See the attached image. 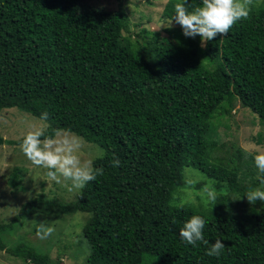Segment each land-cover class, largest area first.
Segmentation results:
<instances>
[{"label":"trees","instance_id":"trees-1","mask_svg":"<svg viewBox=\"0 0 264 264\" xmlns=\"http://www.w3.org/2000/svg\"><path fill=\"white\" fill-rule=\"evenodd\" d=\"M87 1L0 0V112L16 108L39 120L47 113L46 134L72 133L103 150L93 160L103 174L74 201L41 193L8 222L0 220V251L30 264H62L29 240L9 245L6 235L37 214H85L87 264H264V202L240 214L230 200L259 185L252 157L244 160L233 144L225 158L214 157L217 126L234 101L264 127V8L201 42L183 36L180 26L164 27L161 37L143 26V11L135 9L133 22L122 0H114L117 10ZM178 2L167 0L163 20L170 22ZM197 6L199 0L186 5ZM22 139L0 135V146ZM188 166L212 180L214 206L172 202L187 187ZM22 170L9 174L14 192ZM192 215L206 220L205 240H223L219 256H207L202 241L180 242L178 231Z\"/></svg>","mask_w":264,"mask_h":264},{"label":"rangeland","instance_id":"rangeland-1","mask_svg":"<svg viewBox=\"0 0 264 264\" xmlns=\"http://www.w3.org/2000/svg\"><path fill=\"white\" fill-rule=\"evenodd\" d=\"M167 0H122V4H127L132 21L138 22V14L135 11H143L146 18L143 26L154 31H161L168 25V22L161 18V14ZM88 7L97 6L110 10H117L118 3L114 0H92L87 1ZM250 10L264 8V0H250ZM155 17V19H154ZM150 18V20H148ZM179 27L174 21L169 25ZM161 37L167 34L160 32ZM234 106L230 116L221 119L218 124L216 141L219 150L214 153V157H226V150L233 144L241 150L244 160L250 159L259 150L264 151V127L258 119L249 112L248 109L240 107L238 101L233 102ZM41 125V120L28 116L16 108L4 109L0 112V135L11 141L21 140L24 135L35 127ZM61 136H76L68 132H60ZM81 149L77 153L82 161L94 160L102 156L103 150L96 144L87 143L78 137ZM260 139V141H259ZM14 167L24 170L20 189L13 191L7 185L9 174ZM244 166L242 167V169ZM254 168V167H253ZM255 169V168H254ZM256 170V169H255ZM243 171L247 172L248 169ZM186 186L204 183L202 189L195 187H185L178 189L173 195V203L176 205L190 204L197 208H206L209 204L202 203L204 199V188L212 180L206 177L192 166H188L183 171ZM248 183V180L246 181ZM71 181L63 177L53 180L47 176V169L32 164L22 153L19 145L0 146V220L8 222L15 216L21 205L39 194H44L47 198L56 199L65 203L76 199L81 189H70ZM217 191L215 190V193ZM240 193H232L230 196L231 207L236 208L240 214H247L252 206H260L263 202L257 200L254 204H249L246 198H241ZM86 219L85 214H76L63 219L48 218L40 214L20 220L13 231L6 235L9 245L18 242H32L37 250L47 252L54 259L59 257L62 264H87L86 258L89 249L82 236V227ZM43 224L46 230H50L45 235L39 232V226ZM43 237V238H42ZM29 240V241H28ZM69 244V250L61 249L64 244ZM30 244V243H29ZM70 251V252H69ZM0 264H30L20 258L13 257L4 251H0Z\"/></svg>","mask_w":264,"mask_h":264},{"label":"clouds","instance_id":"clouds-1","mask_svg":"<svg viewBox=\"0 0 264 264\" xmlns=\"http://www.w3.org/2000/svg\"><path fill=\"white\" fill-rule=\"evenodd\" d=\"M188 0L174 4L169 26L173 21L181 28L186 38L200 37L202 41H211L218 35H225L232 26L249 15L250 0H199V6L189 11L186 7ZM155 19V17H154ZM41 125L28 131L19 147L25 157L34 165L47 169V176L53 180L63 177L71 181L70 189H83L90 181L103 174V168L94 167L92 160L82 161L77 155L81 149L78 137L68 135H48L44 128L47 113H42ZM43 137V139H42ZM113 166H119V159L113 160ZM259 185L248 189L240 199L246 198L249 204L257 200L264 202V151H257L252 157ZM216 193L211 183L204 188L203 204L215 205ZM206 220L201 215H192L183 223L178 231L181 243L195 246L198 242L209 245L205 254L219 256L226 248L223 240L216 239L213 243L205 240L204 228ZM44 225L39 226V232L45 235ZM43 238V237H42Z\"/></svg>","mask_w":264,"mask_h":264}]
</instances>
